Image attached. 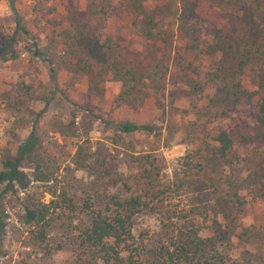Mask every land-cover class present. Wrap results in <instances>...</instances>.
<instances>
[{
  "label": "trees",
  "instance_id": "obj_1",
  "mask_svg": "<svg viewBox=\"0 0 264 264\" xmlns=\"http://www.w3.org/2000/svg\"><path fill=\"white\" fill-rule=\"evenodd\" d=\"M85 2L89 21L81 19L75 8L66 9L69 26L66 43L77 62L74 73L91 72L102 82L120 83L117 101L123 104L140 103L167 90L173 102L183 92L203 100L222 118L242 116L240 128L217 127L210 133L203 127L201 133H196L199 125L188 122L183 143L191 147L179 158L172 179L168 176L164 179L160 175L164 168L157 167L154 157L147 154L134 158L135 174L112 181L113 186L110 185L115 191L104 186L110 179L101 176V184L95 182L93 189L82 194L56 188L57 178L49 169V161L35 150L32 135L18 151L19 156L5 161L0 170V183L8 187L3 194L0 192V238L10 218L4 203L6 191H10L19 202V212L14 215L25 229L24 247L39 250L44 258L62 248V244H55L54 229L67 223V232L72 233L74 243L72 264H225V256L216 248L215 240L202 237L200 231L211 213L218 215L215 208L227 220L234 210L245 207L247 202L242 192L253 187L254 179L259 177L252 174L246 180L235 171L230 170L229 174L219 171L220 167L230 169L239 163L238 145L251 141L256 144L252 156L244 157L242 164L264 172V10L261 8L264 3L260 5L259 0H253L259 12L257 38L235 41L229 40L222 28L210 34L203 31L204 20L197 13L195 0H174L161 10L148 8V0ZM227 3L248 4L247 0ZM123 17H129V30L141 39L142 55L129 56L105 30V22L110 18ZM168 17L171 22H166ZM91 20L98 24L92 25ZM16 24L20 33L28 34L23 26ZM176 36L182 38L183 46L174 49ZM19 39L20 35L10 34L2 42L0 49L13 48L0 54L2 62L17 59L14 46ZM226 59L230 65L225 64ZM244 128L251 130V136L243 132ZM119 129L124 134L153 132L150 126L128 122L121 123ZM91 148L79 146L73 163L81 169L103 168L106 173L111 158L101 153L87 154L85 149ZM24 158L33 167L30 180L19 169ZM214 174L221 176L219 182ZM31 183L47 187L39 194L29 192ZM45 194L50 196L47 202L42 200ZM177 195L185 196V204H172ZM151 215L160 223V240L152 248L134 234L136 219ZM215 217L211 223L218 232ZM233 218L234 214L227 222Z\"/></svg>",
  "mask_w": 264,
  "mask_h": 264
},
{
  "label": "rangeland",
  "instance_id": "obj_2",
  "mask_svg": "<svg viewBox=\"0 0 264 264\" xmlns=\"http://www.w3.org/2000/svg\"><path fill=\"white\" fill-rule=\"evenodd\" d=\"M171 1L174 2L148 0L147 6L161 10ZM259 1L260 5L264 3V0ZM227 2L195 0L197 13L204 20L203 31L210 34L214 29L222 28L229 40L256 39L260 32L257 26L259 12L253 0H247V5ZM68 8H75L81 19L89 21L85 0H72L71 4L63 1L0 0V46L10 34L20 35L18 44L14 46L17 59L7 62L0 60V170H3L5 161L19 156L20 148L34 135L35 150L49 161V169L57 178L54 182L56 188H67L72 194H82L93 189L95 182L101 184L102 176L104 180L110 179L104 186L115 191L112 181L135 174L134 158L141 155L154 157L156 166L164 168L160 175L164 179L167 176L172 179L179 158L191 147L183 143L188 122L199 125L196 133H201L203 127L205 132L210 133L217 127L240 128L242 116L222 118L203 100L183 92L178 93L173 102H170L167 90L140 103L123 104L117 101L120 83L102 82L91 72L74 73L76 57L66 43ZM261 8L264 10V6ZM171 21V18H166V22ZM16 23L23 26L28 34L20 33ZM94 23L98 24L91 20V24ZM129 23V17L110 18L104 27L129 56L142 55L143 43L129 30ZM182 46V38L176 36L174 49ZM11 49H0V54L9 53ZM224 62L230 65L228 59ZM125 122L150 126L153 132L124 134L120 132L119 125ZM243 132L248 136L252 134L246 128ZM79 146H91L90 151L85 149L87 154L101 153L111 158L106 171L109 175L99 167L95 171L78 168L72 159ZM254 148L256 144L253 141L238 145L239 163L230 169L219 168L223 174H229L232 170L246 180L252 174L259 175L254 179L253 187L242 192L246 206L240 211L234 210L227 219L230 221L234 214L229 223L215 208L218 215L215 217L211 213L208 223L200 231L202 237L215 240L216 248L225 256V264H264V172L242 164L244 157L252 156ZM20 162V171L30 180L32 164L26 158ZM214 179L219 182L221 176L214 174ZM45 187L44 184L31 183L28 190L39 194ZM5 188H8L6 183H0L1 193ZM6 192L4 203L10 218L6 220L4 234L0 238V264H17L21 261L31 264H72L74 243L72 233L67 232L69 225L59 224L54 229L55 244H62V248L46 258L42 257L39 250L24 247L25 229L14 215L19 212V202L10 191ZM49 199V194H45L42 200L47 202ZM186 201L184 195H177L171 202L185 204ZM214 217L219 224L218 232L211 223ZM159 233L160 223L155 216L136 219L134 234L144 239L150 248L158 244Z\"/></svg>",
  "mask_w": 264,
  "mask_h": 264
}]
</instances>
